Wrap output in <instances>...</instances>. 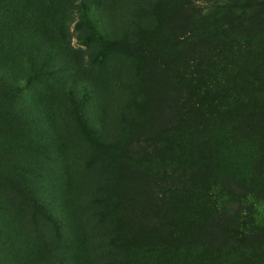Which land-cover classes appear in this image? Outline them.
<instances>
[{
  "label": "rangeland",
  "instance_id": "374dc122",
  "mask_svg": "<svg viewBox=\"0 0 264 264\" xmlns=\"http://www.w3.org/2000/svg\"><path fill=\"white\" fill-rule=\"evenodd\" d=\"M182 1L41 0L19 29L27 33L0 54V264H169L162 187L178 213L208 189L188 171L178 178L175 165L181 130H209L180 114L188 90L175 76L192 54L171 46L199 20ZM258 18L237 21L231 43L241 47L230 64L242 104L217 126L224 135L234 120L245 144L205 157L221 161L223 187L242 183L245 223L264 233V11Z\"/></svg>",
  "mask_w": 264,
  "mask_h": 264
},
{
  "label": "trees",
  "instance_id": "16d2710c",
  "mask_svg": "<svg viewBox=\"0 0 264 264\" xmlns=\"http://www.w3.org/2000/svg\"><path fill=\"white\" fill-rule=\"evenodd\" d=\"M40 1L0 0V54L11 52L10 46L17 44V32L27 33L22 30L23 26L34 20ZM198 2L207 5L206 8L199 7ZM181 5L189 12L194 10L199 20L195 21L193 32L171 46L181 50L189 48L192 54L190 66L181 68V73L175 76L178 83L186 81L188 90L178 101L180 114L186 121L207 124L209 130H181L174 139L178 154L175 165L178 178L184 179L188 171L189 177L208 189L198 195L189 213H178L169 189L162 187L164 210L160 215V228L167 236L164 246L170 256L169 264H263L259 259L257 261L256 252L260 249L259 238L264 241V233L255 232V227L249 230L246 216L240 211L244 186L234 180L223 187V171L219 170L221 161L215 157L208 159L205 155L214 146L224 149L227 144H245L246 135L234 120L229 121L224 135H218L217 126L222 115H233L235 107L242 104V98L233 93L237 74L230 64L241 47L238 43H231L238 39L235 32L237 21L242 19L246 25L250 20L261 21L258 16L264 11V0H183ZM20 27L22 31H19ZM8 72L3 75L7 76ZM9 79L17 90V77L11 74ZM0 82H4L1 74ZM74 92V87L70 86L66 93L72 104H75ZM90 97L89 85L85 83L79 103V110H83L80 111L81 118L87 114L84 110ZM247 138L249 146L255 147V135ZM152 155L148 158L151 159ZM149 159L146 160L148 163ZM44 214L59 235L57 221L47 209Z\"/></svg>",
  "mask_w": 264,
  "mask_h": 264
}]
</instances>
